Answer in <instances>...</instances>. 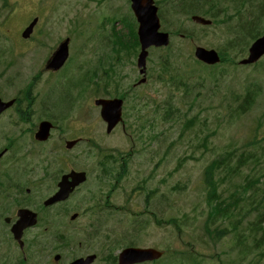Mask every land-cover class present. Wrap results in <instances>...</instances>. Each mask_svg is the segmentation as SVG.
<instances>
[{
  "label": "rangeland",
  "instance_id": "1",
  "mask_svg": "<svg viewBox=\"0 0 264 264\" xmlns=\"http://www.w3.org/2000/svg\"><path fill=\"white\" fill-rule=\"evenodd\" d=\"M10 1L15 7V11L9 15L8 9L1 8L0 3V56L6 54L5 45L17 46L20 49L29 44H43L41 52L32 55L30 52H26L23 57L18 58L22 76L32 74L44 59L45 54L43 53L56 41L58 42L60 37L63 38L66 33L74 31L75 36H70V57L64 67L73 74L69 79L73 80L77 77L75 76L76 64L79 65L81 60L75 53L76 48L82 44V41L89 39L88 33L98 28L99 22L102 21L100 18L102 9L104 11L109 7H116L121 12L129 14L126 0H106L109 2H106L101 8L97 5V0H52L53 7L49 14L43 21L38 20L35 26L37 28L35 36H38V27L40 26L46 34H39V41L35 38L23 40L17 36L19 29L24 27L25 23L34 16L33 14H38V0ZM233 2L235 0L202 1L203 8L195 13L212 20L210 25L191 22L189 14H172L170 11H165L167 23L164 24V27L172 30L171 32L174 34L186 35V38L183 39L171 37L172 46L168 53L171 63L174 64L171 68L172 74L177 78L187 80L189 84L187 95L182 91L174 92L171 105L178 111L175 112L173 120L163 121L162 116L165 112L163 106L160 105L157 110L154 101L150 103V110L153 109V111L145 113L147 108L149 109V100H147L148 106L142 109V113L136 115L133 108L136 101L128 99L126 107H123L125 125L119 126L115 132L108 134L105 131V123L99 117V110L93 106L92 102L95 97L105 93L103 91L106 90L109 83L105 78H102L101 81L97 80L96 84H85L86 90L81 95V103L90 97L89 129L93 139L90 148L92 159L99 161L104 154L107 157L119 159L121 155L131 153L126 159L129 162L126 170L132 174L127 179L145 177L148 173H159L168 178L164 179L157 175L151 180L157 189L150 195L149 201L143 205L141 204L144 193H133L131 181L123 180V187L114 189L111 201L117 204L124 202L135 204L133 209L138 212L140 218L131 220L127 213L118 212V210L112 213H103L100 216L107 226L105 231L100 233L101 237L96 240V245L107 246L110 244L112 246L110 253L117 254L120 247L130 243L134 246H149L159 250H168L169 255L156 264H181V262L182 264H264V253L261 255L256 249L254 234L250 230V222L258 213L264 211V196L254 198L249 203L241 205L240 210L247 213L248 219L251 221L238 223L236 227H232L229 222H226L219 229L217 239L212 237L211 233L206 232L204 228L205 215H200V211L205 206L201 172L206 164L227 146L238 147L240 153L251 151L256 146L264 144V56L260 62L262 66L259 70L252 66H244L245 68L237 66L241 65L237 63L247 54V47L252 41L235 43L233 47L229 44L230 39L234 36L238 37V32L235 34L233 29L229 30L230 24L237 20V15H232L233 9H235ZM241 2L245 3V7L240 9L243 13L248 12L246 5L251 2H253V7L258 8L259 4L260 7L264 4V0H241ZM225 8L229 9V15L220 12L219 17L213 16L214 11H224ZM81 13L86 17L85 20L79 18ZM229 16L232 18L229 19ZM113 18L115 15L111 17V20ZM122 26L125 30L123 23ZM162 29H164L163 25ZM93 34L96 33L93 32ZM98 41L101 43L100 35H97L95 45L100 44ZM194 45L210 46L224 51L228 62L218 65V73L221 78L219 76L216 78L205 77V80H200V69L189 66L193 58L191 52ZM99 53H101L100 50H94L93 54L90 53L91 65L99 63ZM153 56L157 73L158 52L150 54L148 63L153 59ZM4 57L0 63V70L9 61ZM121 57L129 69L124 70L129 74L120 85L124 89L128 87V83L138 74V71L135 67V54L123 53ZM83 60L84 58H82V62ZM231 61L237 65L231 64ZM82 62L79 66H82ZM151 65L150 62L149 66ZM83 72L84 69H77V73L83 75ZM2 75L4 76L3 72ZM45 78L46 74H43V77L38 80V91L43 93L48 85ZM111 81L109 90L116 91L120 81L117 77H113V74ZM73 82L75 83L76 80ZM156 84L159 85L160 82H156ZM156 84L154 80L149 81L147 85L137 88L136 92L161 102L167 98L168 93L160 88V92H157ZM50 85L52 87L45 90V94L53 101L54 113L61 114L59 106L66 107L65 84H58L54 80ZM82 86L83 84L70 90L68 102L73 97V93L81 90ZM249 90L255 96L252 109L241 115L232 112L229 117L231 109L228 105L234 104L236 96L239 98L242 93ZM82 108L83 106L76 107L74 111L76 118L82 117L80 114ZM185 116L190 118L192 124V129L188 131L181 129ZM200 123H202L201 126ZM206 140L208 149L204 150L203 145H206ZM241 171L244 175L251 174L248 167H243ZM221 176H219V181ZM261 179L256 191L264 189V179ZM224 181L228 184L229 191H233L237 186L233 183L235 180L232 178L225 177ZM225 186L226 184L222 187ZM223 192L225 195L228 194L227 190ZM137 205L140 206L137 207ZM146 207L152 214L143 213L142 209ZM120 210L125 209L121 208ZM237 211L232 212L233 219L240 215ZM155 216L160 218V224L154 222ZM145 220L148 222H144ZM163 220L166 221L164 224H162ZM125 221L130 222L126 223ZM190 246L203 255L201 262L200 254H194V258L189 261L179 258L188 254ZM247 249H253L254 256L249 254L243 257V253ZM98 252L100 253V251Z\"/></svg>",
  "mask_w": 264,
  "mask_h": 264
},
{
  "label": "flooded vegetation",
  "instance_id": "2",
  "mask_svg": "<svg viewBox=\"0 0 264 264\" xmlns=\"http://www.w3.org/2000/svg\"><path fill=\"white\" fill-rule=\"evenodd\" d=\"M111 34L115 48L117 39L113 31ZM5 46L2 59L5 56L9 61L0 70V99L13 103L0 112V264H71L86 260L90 254L95 255L93 260L77 264H116L118 253H110V244L96 245L107 226L100 216L136 206L110 199L114 189L123 187L122 181L129 180L132 173L123 172L128 163L123 157L95 161L90 155V97L81 103L85 84L92 83L89 61L76 64L78 80L74 83L64 64L56 70L48 68L55 45L45 51L32 74L22 76L18 58L26 52H41L43 45L29 44L20 49ZM78 68L84 69L83 75L77 73ZM43 74L48 81L45 90L54 80L65 84L66 107L59 106L61 114L54 113L55 106L45 90L38 91ZM102 78L97 72L93 83ZM82 84L68 102L70 90ZM82 106V117L76 118L74 111ZM42 121L50 122V132L38 138ZM113 169L118 180L112 188L104 176ZM157 175L148 173L141 182L138 177L129 181L138 192L143 184L154 186L151 180Z\"/></svg>",
  "mask_w": 264,
  "mask_h": 264
},
{
  "label": "trees",
  "instance_id": "3",
  "mask_svg": "<svg viewBox=\"0 0 264 264\" xmlns=\"http://www.w3.org/2000/svg\"><path fill=\"white\" fill-rule=\"evenodd\" d=\"M1 8L10 9L8 0H0ZM203 1V0H202ZM205 1V0H204ZM223 2L224 0H216ZM170 12L172 14L181 13L189 14L195 13L198 10L197 0H169ZM234 8L232 15H237V20L230 24L229 30H234L235 34L238 32V37L235 36L230 39L229 44L233 47L235 43H247L258 37L264 31V4L262 7L259 4L258 7H253V2L247 4L248 12H241V7H245V3L241 0H235L233 2ZM250 9V10H249ZM240 10V13H239ZM220 12H224V15H229V9L225 8L224 11H218L213 13L214 17H219ZM240 14V15H239ZM232 16H229L231 19ZM221 61L225 60L224 51L220 49ZM234 63V61H231ZM255 96L252 92L248 91L243 100L236 96V102L229 104L228 107H234L231 109V113L247 112L253 105ZM245 114V113H244ZM187 125L191 124V120L187 119ZM202 123H200V126ZM204 150L208 149L207 140L206 145H203ZM238 147L231 145L218 152L214 159L209 161L201 172L204 190V203L205 206L200 211V215H205L204 228L207 233H211L212 237L217 239L219 236V229L229 222L232 227H236V224L251 221L248 219L247 213L240 210V207L244 203H249L254 198L264 196V189L255 190L258 184L264 179V144L256 146L251 151L238 152ZM259 151V153H258ZM248 167L251 174L242 173L241 169ZM223 175V176H221ZM219 176L221 180L219 181ZM232 178L235 180L237 186L233 191L227 189L228 184L224 181V178ZM231 180V179H230ZM225 187H222L225 185ZM224 190L228 191V194H224ZM147 197V195H146ZM148 201H145L147 203ZM238 210V211H237ZM237 211L240 215L233 219L232 212ZM135 215V218H140L138 213L131 212ZM144 214L149 212H143ZM233 219V220H231ZM231 220V221H230ZM154 221L160 224V218L154 217ZM144 222H148L145 220ZM164 224V222H162ZM222 224V225H221ZM251 232L255 239V247L262 255L264 253V211L258 213V215L250 222ZM257 234V235H255ZM253 247V248H255ZM253 249H247L243 253V257L254 253Z\"/></svg>",
  "mask_w": 264,
  "mask_h": 264
},
{
  "label": "water",
  "instance_id": "4",
  "mask_svg": "<svg viewBox=\"0 0 264 264\" xmlns=\"http://www.w3.org/2000/svg\"><path fill=\"white\" fill-rule=\"evenodd\" d=\"M193 20L199 21L201 23H207L204 19L193 16ZM29 25V29L27 32L30 31L32 25ZM155 36H162L156 32V28L154 29ZM262 54H264V35L258 38L249 48L248 57L241 60L242 64L251 63L256 61ZM197 56L205 61V62H215L217 61V55L213 50H198ZM67 58V41H64L60 44L58 50L56 51L55 58H54V67L58 68L62 65V63ZM144 54L140 55L139 58V66L143 65L144 63ZM96 105H100V116L102 119L107 123L106 131L110 132L112 128L120 121L121 115V104L122 100L113 98V99H96L94 102ZM10 104L2 103L0 101V111L7 107ZM50 124L46 121L40 124V128L38 131V138H45L48 135ZM161 256V251H158L153 248H138V247H131L124 249L119 255V262L117 264H133V263H140L147 260H154ZM93 257L90 256L88 260H92Z\"/></svg>",
  "mask_w": 264,
  "mask_h": 264
},
{
  "label": "bare ground",
  "instance_id": "5",
  "mask_svg": "<svg viewBox=\"0 0 264 264\" xmlns=\"http://www.w3.org/2000/svg\"><path fill=\"white\" fill-rule=\"evenodd\" d=\"M232 18V17H231Z\"/></svg>",
  "mask_w": 264,
  "mask_h": 264
}]
</instances>
